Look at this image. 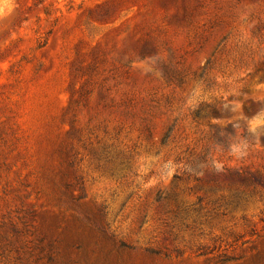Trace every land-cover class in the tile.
<instances>
[{
    "label": "rangeland",
    "instance_id": "1",
    "mask_svg": "<svg viewBox=\"0 0 264 264\" xmlns=\"http://www.w3.org/2000/svg\"><path fill=\"white\" fill-rule=\"evenodd\" d=\"M0 264H264V0H0Z\"/></svg>",
    "mask_w": 264,
    "mask_h": 264
}]
</instances>
